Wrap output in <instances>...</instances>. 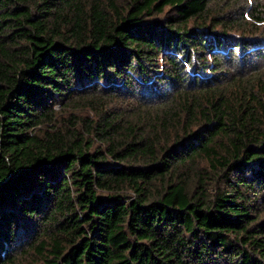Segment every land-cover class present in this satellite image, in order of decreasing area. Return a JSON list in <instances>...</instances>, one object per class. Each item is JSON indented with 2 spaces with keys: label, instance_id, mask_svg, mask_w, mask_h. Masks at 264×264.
I'll use <instances>...</instances> for the list:
<instances>
[{
  "label": "trees",
  "instance_id": "1",
  "mask_svg": "<svg viewBox=\"0 0 264 264\" xmlns=\"http://www.w3.org/2000/svg\"><path fill=\"white\" fill-rule=\"evenodd\" d=\"M263 22L0 0V264H264Z\"/></svg>",
  "mask_w": 264,
  "mask_h": 264
},
{
  "label": "rangeland",
  "instance_id": "2",
  "mask_svg": "<svg viewBox=\"0 0 264 264\" xmlns=\"http://www.w3.org/2000/svg\"><path fill=\"white\" fill-rule=\"evenodd\" d=\"M117 3H119V1L120 0H115ZM264 23V22H263ZM118 109H123V106H119V108ZM88 114H87V112H85V116H87ZM18 264H34L33 262H31L29 259H21V260H19V262H18Z\"/></svg>",
  "mask_w": 264,
  "mask_h": 264
}]
</instances>
